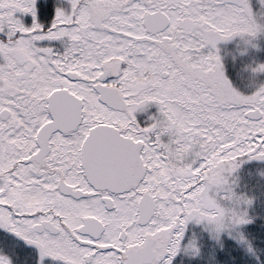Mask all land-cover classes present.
Instances as JSON below:
<instances>
[{
  "label": "snow or ice",
  "instance_id": "1",
  "mask_svg": "<svg viewBox=\"0 0 264 264\" xmlns=\"http://www.w3.org/2000/svg\"><path fill=\"white\" fill-rule=\"evenodd\" d=\"M0 264H264V0H0Z\"/></svg>",
  "mask_w": 264,
  "mask_h": 264
}]
</instances>
